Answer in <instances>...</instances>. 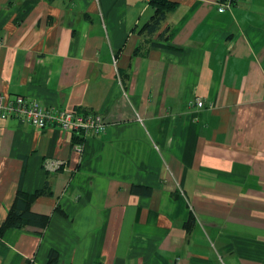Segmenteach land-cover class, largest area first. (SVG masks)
Segmentation results:
<instances>
[{"label": "crops", "instance_id": "crops-1", "mask_svg": "<svg viewBox=\"0 0 264 264\" xmlns=\"http://www.w3.org/2000/svg\"><path fill=\"white\" fill-rule=\"evenodd\" d=\"M170 1L0 0V93L109 121H0V264H264V0Z\"/></svg>", "mask_w": 264, "mask_h": 264}, {"label": "built area", "instance_id": "built-area-1", "mask_svg": "<svg viewBox=\"0 0 264 264\" xmlns=\"http://www.w3.org/2000/svg\"><path fill=\"white\" fill-rule=\"evenodd\" d=\"M238 0H217L218 11H230ZM195 104L202 108L204 100L197 98ZM16 120L38 130L51 127L59 128L65 133L88 136L100 135L108 129L109 121L98 113L78 112L67 109H49L40 102L25 96H10L0 93V121ZM62 163L48 160L44 167L48 172H56Z\"/></svg>", "mask_w": 264, "mask_h": 264}, {"label": "trees", "instance_id": "trees-1", "mask_svg": "<svg viewBox=\"0 0 264 264\" xmlns=\"http://www.w3.org/2000/svg\"><path fill=\"white\" fill-rule=\"evenodd\" d=\"M149 4L155 9V14L150 21L141 30L148 36L155 35L166 20L167 13L172 10L175 5L170 0H148ZM163 36V35H162ZM161 36V37H162ZM46 188L35 194H28L19 188L16 199L11 207L4 223L0 226V235L8 229H24L27 226L38 225L46 226L49 218L34 214L30 207L32 203L39 197L47 194ZM57 256L52 253L50 256V264H55Z\"/></svg>", "mask_w": 264, "mask_h": 264}]
</instances>
